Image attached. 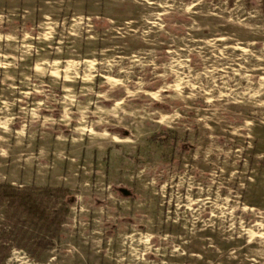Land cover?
<instances>
[{"label":"rangeland","instance_id":"374dc122","mask_svg":"<svg viewBox=\"0 0 264 264\" xmlns=\"http://www.w3.org/2000/svg\"><path fill=\"white\" fill-rule=\"evenodd\" d=\"M0 30V183L95 154L0 264H264V0H0Z\"/></svg>","mask_w":264,"mask_h":264},{"label":"trees","instance_id":"16d2710c","mask_svg":"<svg viewBox=\"0 0 264 264\" xmlns=\"http://www.w3.org/2000/svg\"><path fill=\"white\" fill-rule=\"evenodd\" d=\"M54 197L57 201L64 198L63 202L57 203V206H50L48 199ZM75 201V196L70 193L69 189L64 187H20L11 183H0V205L4 207L5 222L8 224L0 228L4 230L5 235L8 227H12L9 232L15 235L16 229L18 234L22 235L21 240L25 239V230L33 228L38 232L51 233L56 235L65 215L69 213V206ZM51 243V240L50 242ZM7 242H0V252L4 251ZM7 256L3 255L1 260Z\"/></svg>","mask_w":264,"mask_h":264},{"label":"crops","instance_id":"0c3cea01","mask_svg":"<svg viewBox=\"0 0 264 264\" xmlns=\"http://www.w3.org/2000/svg\"><path fill=\"white\" fill-rule=\"evenodd\" d=\"M0 33H2L1 30H0ZM78 148L81 151L77 155H73L72 154L73 152H71V150H65L66 152H64L63 150H60V153H61L60 156H62V153L63 154L66 153L68 155V157H69L68 161L63 162V159H61L60 162L62 163V165L66 164V169L73 170V172H72L73 174H66L65 177L64 176H56L57 175L56 174L54 178L52 176H46V179H48V181L50 182V185L54 184V185H57V186H62V187L70 189V191H72L71 189H74V188H75V190H80V189L84 190V189H86V185H88V183L91 181V178H89V176L85 175V174H88V173H83V174L82 173H78L76 170L78 169L79 165L75 166L73 164L77 163L78 161H81L83 159L87 160V161L90 160L89 162H91L93 157H91L89 155L94 152V149L91 150L92 147L89 145V143H87V144L82 143V144L78 145ZM69 153H70V155H69ZM93 155H95V154L93 153ZM28 159H30V158L23 157V159L21 161H22L23 164H25V163L28 162ZM55 161H57V159H55ZM57 163H59V161H57ZM101 167H102V165H101ZM98 171L101 172V170H98ZM51 181H53V182H51ZM24 186H26V185H24ZM43 186H47V184L43 185ZM109 186L110 185H108V187ZM73 195H75V201L72 204H74L76 202V195L77 194L73 193Z\"/></svg>","mask_w":264,"mask_h":264},{"label":"water","instance_id":"95a60500","mask_svg":"<svg viewBox=\"0 0 264 264\" xmlns=\"http://www.w3.org/2000/svg\"><path fill=\"white\" fill-rule=\"evenodd\" d=\"M122 192L126 195H129L130 194V191L126 188H121Z\"/></svg>","mask_w":264,"mask_h":264}]
</instances>
